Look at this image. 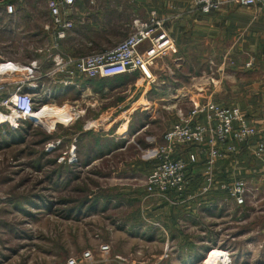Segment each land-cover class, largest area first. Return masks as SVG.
<instances>
[{
    "label": "rangeland",
    "instance_id": "rangeland-1",
    "mask_svg": "<svg viewBox=\"0 0 264 264\" xmlns=\"http://www.w3.org/2000/svg\"><path fill=\"white\" fill-rule=\"evenodd\" d=\"M44 13L43 4L31 0L14 17L0 8V62L45 61L46 54L38 53L48 44L41 33ZM144 78H87L57 93L45 105L56 112L73 107L77 115L67 112L54 129L37 121L0 127V264H67L70 258L77 264H211L223 250L243 264H264V241L240 237L250 226L240 227L239 208L223 194L202 237L197 229L185 235L150 209L143 167L153 169L148 152L161 145L178 108L170 101L174 96H165L166 83ZM142 126L148 128L136 137ZM148 138L156 145L148 146ZM230 209L231 225L225 224ZM169 231L173 236L166 237Z\"/></svg>",
    "mask_w": 264,
    "mask_h": 264
},
{
    "label": "crops",
    "instance_id": "crops-1",
    "mask_svg": "<svg viewBox=\"0 0 264 264\" xmlns=\"http://www.w3.org/2000/svg\"><path fill=\"white\" fill-rule=\"evenodd\" d=\"M41 3L45 8V13L40 16L41 33L47 34L50 42V34L44 31L49 12ZM260 5L242 8L234 0H224L219 11L205 16L193 0H78L71 16L73 28L62 42V51L86 56L108 50L131 33L135 19H146L155 12L166 20L167 29L177 44V53L153 69L154 77L168 86L165 96H174L170 100L172 104L188 110L189 103L183 98L194 95L195 88L200 86L207 92L204 96L212 94L216 103L237 107L248 122L264 134V7H258ZM40 63L43 68L50 66L45 61ZM147 128L142 126L135 133L136 137ZM163 135L159 144L163 143ZM147 141L148 146L157 143L152 138ZM253 150L254 145L237 156L219 160L216 177L222 182L245 178L253 188V196L259 195L257 200L250 198L244 207H237L238 224L250 226L247 232L240 234L241 238L264 241V157L255 158ZM180 154L187 158V153ZM202 162L190 168V184L185 194L179 198L171 194L174 204L160 198H148L145 185L143 193L146 199L152 200L150 209L161 212L167 224L181 227L185 235L197 229L198 237L205 235L204 223L214 220L213 210L219 208L218 191L201 194L204 184ZM143 168L147 178L152 168ZM227 213L229 221L225 224L231 225V209ZM258 219H262V223ZM168 228L171 230L172 227ZM171 231L165 232V236H173ZM235 255L241 256L238 252ZM234 263L243 264L238 259H234Z\"/></svg>",
    "mask_w": 264,
    "mask_h": 264
},
{
    "label": "built area",
    "instance_id": "built-area-1",
    "mask_svg": "<svg viewBox=\"0 0 264 264\" xmlns=\"http://www.w3.org/2000/svg\"><path fill=\"white\" fill-rule=\"evenodd\" d=\"M24 1L0 0V8L5 16L14 17ZM31 1L43 2L49 12L44 31L50 34L51 41L38 53L46 54L45 62L50 66L43 68L39 60L25 66L10 61L0 62V127L18 129L21 122H36L38 114L47 106L46 101L65 89L77 87L83 79H108L142 73L149 83L154 84L157 78L152 74L153 69L177 53V44L167 29L166 20L155 12L146 19H135L131 33L108 50L86 56L64 53L62 42L73 28L71 16L78 0ZM193 2L205 16L219 11L224 5V0ZM234 3L255 7L263 5L264 0H234ZM57 88L61 90L58 92ZM36 93L42 95L41 102L44 103L36 101ZM205 93L200 86L195 88V94L188 99V110L177 109V121L163 135V143L148 152L155 163L145 182L146 195L174 204L171 194L178 198L185 194L190 184V168L203 161L201 194L218 191L236 207H244L253 196V188L245 178L219 181L216 177L217 162L237 156L253 145L254 157H264V134H260L237 107L216 103L212 94L204 96ZM68 111L77 112L73 107ZM73 151L74 147L70 153ZM181 152L187 153L186 159ZM102 249L109 250V247ZM223 251L230 258L228 264H235L232 252ZM86 255L90 256L89 253ZM164 255L167 257V249ZM67 264H77V261L70 258Z\"/></svg>",
    "mask_w": 264,
    "mask_h": 264
},
{
    "label": "bare ground",
    "instance_id": "bare-ground-1",
    "mask_svg": "<svg viewBox=\"0 0 264 264\" xmlns=\"http://www.w3.org/2000/svg\"><path fill=\"white\" fill-rule=\"evenodd\" d=\"M67 112H69L67 108L63 111L56 112L54 107L45 106L42 111L38 114L36 121L44 127L54 129L57 126V123L66 120L65 114H67ZM70 113L72 115H77L76 113ZM225 255L226 254L224 252L215 254L211 259V264H224V260L226 262Z\"/></svg>",
    "mask_w": 264,
    "mask_h": 264
},
{
    "label": "trees",
    "instance_id": "trees-1",
    "mask_svg": "<svg viewBox=\"0 0 264 264\" xmlns=\"http://www.w3.org/2000/svg\"><path fill=\"white\" fill-rule=\"evenodd\" d=\"M220 194V193H219Z\"/></svg>",
    "mask_w": 264,
    "mask_h": 264
}]
</instances>
